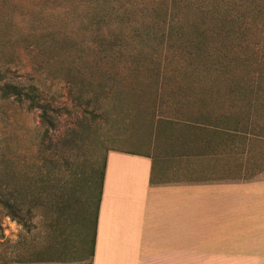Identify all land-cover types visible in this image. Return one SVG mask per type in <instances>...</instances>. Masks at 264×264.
<instances>
[{
  "label": "rangeland",
  "instance_id": "obj_1",
  "mask_svg": "<svg viewBox=\"0 0 264 264\" xmlns=\"http://www.w3.org/2000/svg\"><path fill=\"white\" fill-rule=\"evenodd\" d=\"M6 84L47 115L0 92V264H78L108 151L156 119L237 123L263 166L264 0H0Z\"/></svg>",
  "mask_w": 264,
  "mask_h": 264
},
{
  "label": "crops",
  "instance_id": "obj_2",
  "mask_svg": "<svg viewBox=\"0 0 264 264\" xmlns=\"http://www.w3.org/2000/svg\"><path fill=\"white\" fill-rule=\"evenodd\" d=\"M156 120L149 148L108 151L95 254L78 264H264L258 152L209 150L187 120Z\"/></svg>",
  "mask_w": 264,
  "mask_h": 264
},
{
  "label": "trees",
  "instance_id": "obj_3",
  "mask_svg": "<svg viewBox=\"0 0 264 264\" xmlns=\"http://www.w3.org/2000/svg\"><path fill=\"white\" fill-rule=\"evenodd\" d=\"M0 92L2 93V96L5 98H18L24 102H28L30 108L32 109H41L43 110V119L46 120L47 110L43 107V105H40L41 102L37 101V94H36V88L30 87L28 89H20L17 86L6 84L3 87L0 86ZM187 120L186 122H190L191 125L188 129L194 132V136L196 137V141L201 145L203 148H207L209 150H213L216 148L215 146H218L219 150H225L227 152H232L234 150V146L237 145V140L234 135L236 133L235 126L237 123L233 125H229L228 123H223L221 125H209L204 123H199L198 121H194L193 118H183ZM223 120V119H222ZM225 120V119H224ZM197 125V126H196ZM239 138V137H237ZM232 140L233 144L230 146V149L227 147V142ZM246 140V139H245ZM249 143V150L252 151L256 149V146L260 143L255 141H248ZM251 144V145H250ZM263 157L260 158V161L262 162ZM106 164H107V156L105 158L102 170L99 173L98 176V195L96 198V211H95V218H94V226L92 228V233L89 234L88 230V245L90 246V256L93 257L95 254V243H96V226H97V220L99 215V208H100V201L103 193V186H104V177H105V170H106Z\"/></svg>",
  "mask_w": 264,
  "mask_h": 264
}]
</instances>
